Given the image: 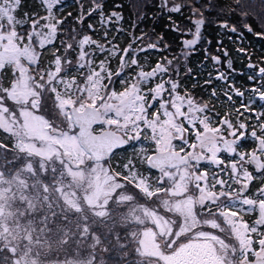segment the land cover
Listing matches in <instances>:
<instances>
[{"label": "snow or ice", "instance_id": "obj_1", "mask_svg": "<svg viewBox=\"0 0 264 264\" xmlns=\"http://www.w3.org/2000/svg\"><path fill=\"white\" fill-rule=\"evenodd\" d=\"M21 2L0 0V133L11 141H0V264H264V61L248 64L247 100L218 69L225 88L207 101L177 79L211 0L204 11L202 0H157L162 14L189 10L191 27L173 22L172 31L191 38L147 70L140 53L169 45L142 32L140 47L115 46L108 31L122 16L105 13L103 0H77L73 17L83 25L95 14L99 40L91 23L61 28V0H39L43 12L22 18ZM114 57L121 71L112 70ZM220 95L231 108L223 115L211 103ZM143 140L118 168L111 164L117 150ZM247 142L254 146L245 150ZM253 212L254 221L244 219Z\"/></svg>", "mask_w": 264, "mask_h": 264}, {"label": "trees", "instance_id": "obj_2", "mask_svg": "<svg viewBox=\"0 0 264 264\" xmlns=\"http://www.w3.org/2000/svg\"><path fill=\"white\" fill-rule=\"evenodd\" d=\"M182 3L183 0H177ZM208 0H202L201 10L204 11L203 5ZM86 3V0H85ZM105 13L116 11L122 16V19L115 21L108 31V40L120 49L128 47L130 44L134 48L141 46V42H134L135 37H139L142 32H147L156 37L163 36L164 41L169 45L166 51L150 50L147 53H140L139 59L143 67L147 70L150 66H154L159 60L164 57H169L178 53L182 46L181 40L189 37L172 31L173 22L183 28L191 27L188 16L189 10L182 9L179 14L176 13H161L156 7L157 0H103ZM214 7L212 12L204 11L205 25L202 27L201 36L202 42L196 46L193 54L187 56L186 66L181 69L180 88L183 91H189L194 95H201L205 98L209 97L212 87L218 88L219 94L225 84L214 79L215 68L211 56L223 55L226 51L234 56L250 55L255 62L261 61V56L264 55V26L262 25L261 17L264 12V3L261 0H241L242 6H237L234 0H211ZM119 5L120 7H117ZM60 11L57 15L65 18V23L61 28L84 27L87 29V24L91 23L98 28L97 33L93 35L94 39H101L103 30L100 28L98 19L94 14L92 17L85 20L83 25H79L73 17L77 15L80 9L78 8L77 0H61ZM232 9H235L234 11ZM43 9L40 6L39 0H22L17 15L23 17L24 13H42ZM71 12L73 16H68ZM247 13V16H242V13ZM139 15V19H138ZM169 16L172 17L171 21ZM227 21L229 26H235L237 32L233 33L219 26L220 23ZM245 25H250L252 31L246 30ZM242 33V35H241ZM151 35V36H152ZM59 46V39L57 40ZM207 49L208 56L205 55ZM103 59V57H100ZM50 55L47 51L43 54V62H47ZM245 69V59L241 62ZM113 71H121L117 58H113L111 62ZM238 67H234V71ZM191 70L190 72L188 70ZM131 70L125 68L120 77H114L113 87L116 90L122 89V84L119 82L122 79H127ZM211 73L213 79L210 84L205 82L209 79ZM238 78L237 73L231 74V77ZM244 83L249 84L250 80L245 78ZM239 85H244V83ZM223 102V96L220 99ZM0 141L5 144H10L6 136L0 133ZM141 146H138L137 141H132L129 145L116 151L111 160V164L119 167V162L127 160L134 152L140 151L141 147L149 142L146 140L139 141ZM141 171L148 173L147 166L141 167ZM107 259V256L105 257ZM108 264H117L116 261H109Z\"/></svg>", "mask_w": 264, "mask_h": 264}, {"label": "flooded vegetation", "instance_id": "obj_3", "mask_svg": "<svg viewBox=\"0 0 264 264\" xmlns=\"http://www.w3.org/2000/svg\"><path fill=\"white\" fill-rule=\"evenodd\" d=\"M215 56H218L221 60V63L217 66H213L215 68V72H214V76L216 75V70L218 69L220 72H223L225 73L226 75H228L229 77V81L234 83L235 84V87L240 89L241 91H245V97L244 99L247 100L248 98V95L249 93L247 92V89H250L252 88L254 85H253V82L250 81L249 84H246L244 83V79L245 78H248V76L250 74H252L253 70L252 69H249L248 68V64L251 62L253 64H259L261 61H264V55L261 56V61H256L255 60H252V56L250 55H239V56H234L232 54H230L229 52H227V56H225V53L223 55H215ZM243 59H245V69H243L242 65H241V62L243 61ZM231 62V69H229L228 67V62ZM238 67L236 70L238 71H234V67ZM233 73H237L239 75L238 78H235L234 77H231V74ZM180 80H181V77L179 79V83H180ZM244 83V85H239L240 83ZM215 88V86L212 87V89ZM225 88V87H224ZM223 88V89H224ZM216 90L218 91V88H216ZM189 92V91H187ZM191 93V92H189ZM193 94V93H191ZM194 95V94H193ZM219 95V94H218ZM195 97H202L204 98L206 101L209 99L208 98H205L201 95H196L195 94ZM221 95L219 96V99H220ZM217 100V99H214L211 101V103H213L215 105V111L220 113L221 115H223L224 112H227V111H231V108L230 106L225 102V99L223 97V102H221L220 100ZM237 106H239V100H237ZM254 107H258V105H255ZM234 115V113H233ZM254 145L250 142H247L245 143V150H248L249 148L253 147ZM221 156L224 157L227 161V159H229V157L227 156L226 153H221ZM212 166H209V169H211ZM250 171H252V169L250 168L249 169ZM149 171H152V174L153 176L157 175L158 172L157 171H154V170H149ZM148 171V172H149ZM261 186V181L258 179L257 181L254 182V184L251 186L250 188V194L251 193H255L257 188ZM256 213H248V214H245L244 215V219L248 220L249 222H252L256 219Z\"/></svg>", "mask_w": 264, "mask_h": 264}, {"label": "rangeland", "instance_id": "obj_4", "mask_svg": "<svg viewBox=\"0 0 264 264\" xmlns=\"http://www.w3.org/2000/svg\"><path fill=\"white\" fill-rule=\"evenodd\" d=\"M261 18H262L261 19L262 25L264 26V12H263V16ZM64 29H69V28L68 27H65ZM149 35H152V34H149ZM152 37H153V39L156 38V36H154V35H152ZM189 38H191V37H189ZM201 39H202V36H201ZM200 42H202V41L200 40ZM147 43H148V40H147V38H145L144 41H143V44H147ZM180 54H181V50L178 53L169 56L168 59H172L174 56H178ZM186 60H187V57L184 60L181 61V64L180 65L177 66V68L179 70V76L177 77L178 81H179L180 77L182 76L181 75V69L187 65L186 64ZM191 95H193V94H191ZM193 96H195V95H193ZM138 146H141V142H138ZM129 191L135 192L136 190L135 189H132L131 187H129Z\"/></svg>", "mask_w": 264, "mask_h": 264}]
</instances>
